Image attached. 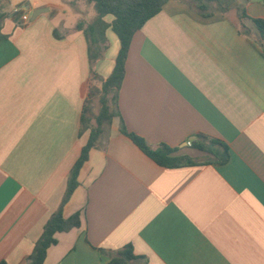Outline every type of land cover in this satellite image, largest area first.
Segmentation results:
<instances>
[{"label": "crops", "instance_id": "obj_1", "mask_svg": "<svg viewBox=\"0 0 264 264\" xmlns=\"http://www.w3.org/2000/svg\"><path fill=\"white\" fill-rule=\"evenodd\" d=\"M221 1L227 12L212 4L203 16L169 0L135 32L118 116L63 206L65 218L80 212L81 225L56 233L42 264H106L128 245V264H264V45L238 18V8L260 17L264 7ZM87 10L83 0H0V263L27 264L88 141L80 119L90 70L98 77L89 104L114 67L120 42L110 26L90 67L75 28L94 19ZM98 110H88L91 124ZM122 125L193 164L158 165ZM199 134L225 144L228 161L204 162L212 154L185 146Z\"/></svg>", "mask_w": 264, "mask_h": 264}, {"label": "trees", "instance_id": "obj_2", "mask_svg": "<svg viewBox=\"0 0 264 264\" xmlns=\"http://www.w3.org/2000/svg\"><path fill=\"white\" fill-rule=\"evenodd\" d=\"M93 5L96 12L94 19L89 23L82 21L78 22L75 26L77 30H82L88 41V58L90 67L95 60L99 57L102 47L98 46L105 41V30L110 26L112 32L117 36L120 42V48L115 59L114 67L109 76L101 84V92L99 96V110L94 117V124H91L92 118L87 115L89 110V97H91V81L98 76L95 72L90 70V84L86 102L83 106L82 115L80 119V133L84 130H89V137L87 143L83 146L80 156L71 168L68 179L67 187L64 197L58 209L51 214L49 219L43 226L40 237L34 244L31 254L27 258V264H42L47 249L56 244L54 235L58 232H68L73 228H78L81 225L80 212H75L68 218L63 216V206L70 198L72 192L78 185L77 177L79 170L88 157V152L91 148L96 147L99 143L101 136L104 133L112 119L118 116L116 109L117 98L120 87L123 82L125 74V64L128 55V49L133 35L138 31L144 23L159 13L162 6L169 0H84ZM187 3L194 12L208 16L212 10H208L212 4H215L221 13L227 12V8L222 7L221 0H176ZM264 7V0H262ZM111 15L113 21L108 25L103 17ZM238 18L248 19L252 22L257 29L260 37L264 39V15L260 17H250L246 14V10L238 8ZM122 134L132 140V142L155 163L163 167H178L185 164H193L192 160L181 156L174 157L171 154L174 149L161 144L157 147H152L146 143L144 139L134 133L128 132L124 126L120 127ZM220 145L222 147L221 153H216L212 150V145ZM191 147L209 152L213 158H208L204 162H215L217 164H224L228 161V147L213 140L207 136L199 134L191 142ZM101 252H104L101 250ZM130 245L125 246L122 250L117 251L115 254L110 255V260L106 264H128L129 261L134 259ZM5 264V263H0Z\"/></svg>", "mask_w": 264, "mask_h": 264}, {"label": "rangeland", "instance_id": "obj_3", "mask_svg": "<svg viewBox=\"0 0 264 264\" xmlns=\"http://www.w3.org/2000/svg\"><path fill=\"white\" fill-rule=\"evenodd\" d=\"M12 1V3H15L17 0H11ZM84 1V0H83ZM84 2H86V4H88V6H91V10H87V15H89V14H92V15H96V12H95V10H94V8H93V5L91 4V3H88L87 1H84ZM36 3V2H35ZM227 4L228 3H233V5L234 4H236V3H238V1L237 0H227V2H226ZM13 5L14 4H11V6H9V9H12L13 8ZM18 7V6H17ZM7 8V7H6ZM75 23V20H74V15L73 14H71V13H68V16L66 17V23L68 24H70V23ZM254 39L258 42V43H260V44H262V45H264V43L262 42V40L260 39V37L258 36V35H254ZM99 96H100V92H99ZM99 108V97H98V95L97 96H95L94 98H92V100H91V102H90V104H89V110L90 109H92V110H97ZM87 115L88 116H92V113L89 111L88 113H87ZM93 118V117H92Z\"/></svg>", "mask_w": 264, "mask_h": 264}, {"label": "water", "instance_id": "obj_4", "mask_svg": "<svg viewBox=\"0 0 264 264\" xmlns=\"http://www.w3.org/2000/svg\"><path fill=\"white\" fill-rule=\"evenodd\" d=\"M44 9H38L32 12V19H34L39 13L43 12Z\"/></svg>", "mask_w": 264, "mask_h": 264}, {"label": "built area", "instance_id": "obj_5", "mask_svg": "<svg viewBox=\"0 0 264 264\" xmlns=\"http://www.w3.org/2000/svg\"><path fill=\"white\" fill-rule=\"evenodd\" d=\"M20 9H21V8L18 7V8H15L14 11L17 12V11H19ZM185 146H191V142H190V141H187V142L185 143Z\"/></svg>", "mask_w": 264, "mask_h": 264}]
</instances>
